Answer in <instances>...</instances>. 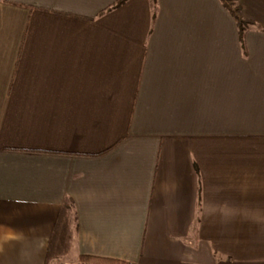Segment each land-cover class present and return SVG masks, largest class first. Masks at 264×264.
Listing matches in <instances>:
<instances>
[{"label":"crops","instance_id":"obj_1","mask_svg":"<svg viewBox=\"0 0 264 264\" xmlns=\"http://www.w3.org/2000/svg\"><path fill=\"white\" fill-rule=\"evenodd\" d=\"M116 1L0 0V264H264V0Z\"/></svg>","mask_w":264,"mask_h":264},{"label":"trees","instance_id":"obj_2","mask_svg":"<svg viewBox=\"0 0 264 264\" xmlns=\"http://www.w3.org/2000/svg\"><path fill=\"white\" fill-rule=\"evenodd\" d=\"M124 1L126 0H117L114 6H117L123 3ZM220 2L222 3L223 7L227 9V11H229L231 16L234 18L238 27L240 40L241 42H243L244 32L245 30H247L251 22H249L242 15L241 7L238 4L237 0H220ZM69 239L70 231L66 227L64 228V225H62V222L60 221L59 225L56 226L55 234L51 239V247L48 250L47 259L57 261L60 257L67 253L69 249ZM78 262L82 264H126L118 260L107 258H95L91 256H79Z\"/></svg>","mask_w":264,"mask_h":264},{"label":"rangeland","instance_id":"obj_3","mask_svg":"<svg viewBox=\"0 0 264 264\" xmlns=\"http://www.w3.org/2000/svg\"><path fill=\"white\" fill-rule=\"evenodd\" d=\"M72 254L70 253V254H68L66 257H63V258H61L59 261H58V263H61V264H64L63 262H65V261H69V260H71V256Z\"/></svg>","mask_w":264,"mask_h":264},{"label":"water","instance_id":"obj_4","mask_svg":"<svg viewBox=\"0 0 264 264\" xmlns=\"http://www.w3.org/2000/svg\"><path fill=\"white\" fill-rule=\"evenodd\" d=\"M71 264H82V263H71Z\"/></svg>","mask_w":264,"mask_h":264}]
</instances>
